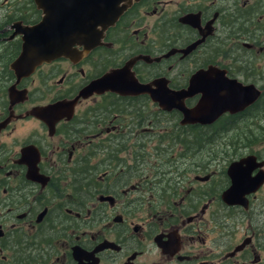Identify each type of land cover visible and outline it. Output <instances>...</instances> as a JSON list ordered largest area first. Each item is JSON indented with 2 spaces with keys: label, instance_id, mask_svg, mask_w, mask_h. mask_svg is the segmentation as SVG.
Segmentation results:
<instances>
[{
  "label": "flooded vegetation",
  "instance_id": "flooded-vegetation-1",
  "mask_svg": "<svg viewBox=\"0 0 264 264\" xmlns=\"http://www.w3.org/2000/svg\"><path fill=\"white\" fill-rule=\"evenodd\" d=\"M67 5L0 0V264H264V0H121L95 47L16 74ZM193 77L257 99L182 124L151 96Z\"/></svg>",
  "mask_w": 264,
  "mask_h": 264
},
{
  "label": "water",
  "instance_id": "water-1",
  "mask_svg": "<svg viewBox=\"0 0 264 264\" xmlns=\"http://www.w3.org/2000/svg\"><path fill=\"white\" fill-rule=\"evenodd\" d=\"M66 1L68 3L66 26L63 25L62 21H53V19L44 24L43 19L37 27L24 33L21 53L11 65L16 74L26 75L42 61L69 56L72 45L82 46L84 51L92 49L98 44L102 32L121 13L120 10H116V3L121 0H94L92 13L89 11L90 3L85 4L87 0H76L79 4L84 2L83 9L76 13L72 11L74 8L73 1ZM74 16H76V20H74ZM31 35H34V38ZM199 82L204 83V81H198L196 77H193L187 90L174 93L173 96L165 94L158 97L151 96V99L163 108L177 107L183 116L182 124L194 123L199 125H208L223 113L233 114L242 111L257 99V92L247 90L239 94L238 91H235V85H238L235 81H215L212 82L210 88L202 85L200 90H196ZM94 86V83L88 85L76 99L91 95ZM190 89H193L190 95L197 91L201 95L192 109H183L181 107L182 100L189 97L185 93ZM161 99L166 101H161Z\"/></svg>",
  "mask_w": 264,
  "mask_h": 264
},
{
  "label": "rangeland",
  "instance_id": "rangeland-1",
  "mask_svg": "<svg viewBox=\"0 0 264 264\" xmlns=\"http://www.w3.org/2000/svg\"><path fill=\"white\" fill-rule=\"evenodd\" d=\"M260 132H261V130H259L257 133H260ZM207 151H209V152H219L220 150H219L218 144H211L210 146H208Z\"/></svg>",
  "mask_w": 264,
  "mask_h": 264
},
{
  "label": "bare ground",
  "instance_id": "bare-ground-1",
  "mask_svg": "<svg viewBox=\"0 0 264 264\" xmlns=\"http://www.w3.org/2000/svg\"><path fill=\"white\" fill-rule=\"evenodd\" d=\"M58 6V5H57ZM57 8V7H56ZM53 15V14H52ZM51 16V15H50ZM44 23H45V21H44Z\"/></svg>",
  "mask_w": 264,
  "mask_h": 264
}]
</instances>
